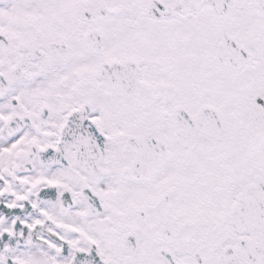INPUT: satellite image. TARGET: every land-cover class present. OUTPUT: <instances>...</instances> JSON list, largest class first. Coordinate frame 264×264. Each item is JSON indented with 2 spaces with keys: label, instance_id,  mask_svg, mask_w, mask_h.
<instances>
[{
  "label": "snow or ice",
  "instance_id": "snow-or-ice-1",
  "mask_svg": "<svg viewBox=\"0 0 264 264\" xmlns=\"http://www.w3.org/2000/svg\"><path fill=\"white\" fill-rule=\"evenodd\" d=\"M0 264H264V0H0Z\"/></svg>",
  "mask_w": 264,
  "mask_h": 264
}]
</instances>
